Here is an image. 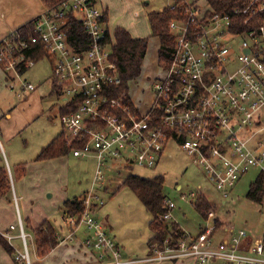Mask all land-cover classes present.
I'll list each match as a JSON object with an SVG mask.
<instances>
[{
    "label": "built area",
    "instance_id": "2783aa9c",
    "mask_svg": "<svg viewBox=\"0 0 264 264\" xmlns=\"http://www.w3.org/2000/svg\"><path fill=\"white\" fill-rule=\"evenodd\" d=\"M183 2L186 17L170 23L175 39L170 64L162 67L157 60L161 73L150 81L151 98L145 110L131 95L132 81L127 95H115L122 77L112 60L114 44L104 18L107 7L101 10L98 0H54L34 19L35 36L17 44L8 38L0 43V63L11 78L21 75V64L29 69L37 62L24 53L31 43L45 45L50 55L45 58L52 60L51 90L60 102L58 110H68L60 112L63 132L74 146L73 156L94 160V188L110 180L109 167L118 172L122 166L156 168L170 141L204 169L223 194V203L251 169L264 175V136H260L264 135V23L238 31L230 15L213 13L199 0ZM235 12L245 14L244 23L251 25L264 14V0H249L247 7ZM72 35L79 45L72 43ZM37 87L22 79L19 91ZM199 194L194 190L181 197L194 201ZM93 196L97 202H91ZM102 200L98 193L89 194L85 211L68 217V223L87 225L92 231L85 240L87 247L113 258L105 264L188 259L193 264H264V230L256 235L236 227L220 219L215 209L198 234H184L175 246L167 238L162 250L142 259H124L92 212ZM165 204L162 218L170 220L176 203L167 197ZM259 204L264 208V195ZM19 224L26 251L16 258L32 264L23 222Z\"/></svg>",
    "mask_w": 264,
    "mask_h": 264
},
{
    "label": "rangeland",
    "instance_id": "374dc122",
    "mask_svg": "<svg viewBox=\"0 0 264 264\" xmlns=\"http://www.w3.org/2000/svg\"><path fill=\"white\" fill-rule=\"evenodd\" d=\"M99 8L103 6L108 8V16L110 30L113 32L117 27L127 29L134 37H149V46L146 59L142 65L141 75L131 82V95L134 101L145 110L151 98L150 81L152 78L161 73L158 65H156V54L159 49L160 41L157 37H150L152 34L151 27L147 15L154 11H159L167 5L173 4L174 0H98ZM199 2L208 6V0H199ZM0 17L3 22H6L13 15L22 14L23 4L19 0H10L7 3L0 4ZM52 75V60L43 58L32 65L24 74L16 76L15 84L10 90L0 91V105L10 103L11 107L7 110L6 115L9 121L16 126L20 120L25 118L30 120L26 124L25 130L20 132L16 139L14 149L21 150L28 148L25 157H35L33 150L45 143V146L52 137L62 132L63 127L60 122V111L58 110L60 102L57 101L55 95H49L50 82ZM27 79L28 82L37 85V90L33 93L25 92L19 96L16 92L21 86L22 79ZM0 79L2 73L0 72ZM11 81V80H10ZM38 95V96H36ZM45 97H41V96ZM7 101V102H3ZM146 106V107H144ZM5 110V109H4ZM264 136V135H260ZM45 139V140H44ZM44 141V142H43ZM26 151V150H25ZM24 151V152H25ZM64 164L45 163V180L40 186L30 190V193L35 195V207L38 212L45 210V214L49 216L59 230V233H69L70 229L62 214L63 204L59 203L61 194L66 190L69 196H80L87 188L91 187L92 175L95 173V165L92 161L86 158L75 159L72 154L64 157ZM81 159V160H80ZM114 167H109L110 173L114 175L111 182L107 181L105 185L94 188L91 192L84 193L81 197H87L89 194H102L106 189L107 184L113 188L126 175L133 173L145 178H152L157 175H162L165 178L164 193L166 196L175 201L176 207L172 209V219L169 222H177L189 233L198 234L202 227L210 223L204 216L200 215L191 199H183L182 193L197 191L202 193L210 203L220 219L229 221L236 227H244L250 232L258 235L264 230V208L259 203L252 202L248 197V191L251 184L260 175L259 169H251L248 173L242 176L241 180L233 191L230 192L223 203L224 196L219 191L213 182L206 176L204 169L195 163L191 156L185 152L181 146L170 141L167 144L166 151L156 168H143L140 166L120 167V172L114 171ZM110 173L108 174L110 176ZM41 177V175L39 176ZM41 180V178H40ZM178 185L181 188L178 189ZM97 189V190H96ZM51 195V196H50ZM103 195V194H102ZM77 196V197H78ZM104 196V195H103ZM105 198V197H104ZM91 202H97L95 196L91 198ZM22 213L24 210L20 201ZM22 214V215H23ZM76 232L78 237L83 236L85 232L91 233L90 229L84 222L78 226ZM27 244L31 258V263L34 264V239L28 227H26ZM17 247H21V251L25 252L23 240H13ZM71 244V243H70ZM98 253V252H97ZM105 256V255H104ZM109 258L111 261V257ZM175 264L173 262H148L142 264ZM177 263V262H176Z\"/></svg>",
    "mask_w": 264,
    "mask_h": 264
},
{
    "label": "crops",
    "instance_id": "0c3cea01",
    "mask_svg": "<svg viewBox=\"0 0 264 264\" xmlns=\"http://www.w3.org/2000/svg\"><path fill=\"white\" fill-rule=\"evenodd\" d=\"M8 1L10 0H0V4L2 5V2L7 3ZM19 1H21L23 4L24 10L22 14H14L13 17L6 22H3V19L0 17V43L7 39L8 36L14 33L19 27L37 18L45 9V5L41 0ZM158 51L156 54V63L158 60ZM0 72L2 73V79H0V91L7 89L10 90L13 87L12 82L14 84L16 83V76H13L11 78V74L3 70L1 66ZM20 73L21 75L24 74L22 72ZM10 79H12V82L10 81ZM51 88L52 85L50 82V90L48 91V94L50 93ZM36 90H34L30 94H33ZM16 93L21 96L25 92L20 94L18 88V91ZM41 97L43 98L44 96L42 95ZM10 107V103L8 105H0V165H5L7 167L12 184L11 196L8 199L0 198V234H10V236L13 237L12 239H7L6 237L5 238L14 248L15 255L21 253V247L18 248L13 241L15 239H17V241H19V239H22L21 227L19 224L21 220L23 222L25 234L29 236L26 232V227H28L33 235L35 255L34 264H105L108 262H113L112 257L111 261H108L110 259L106 257L110 256H104L102 252L98 251L94 247H87V245L85 244V240L90 236L92 231L91 233L85 232L83 236L78 237L76 233L78 231V227L74 231H71L69 223L66 220L65 222L70 229L69 233L63 234V236L61 235V233H59L60 244L46 255H38L35 229L44 220L49 219V216L45 214V210H41L40 212L37 211L34 203L37 197L31 194L30 190L35 189L37 186H40L45 180V172L43 171L45 168V163L50 164L61 162L62 166L64 167L68 164H64V157H67L68 155L49 160L35 161L36 156L39 154L42 148L45 147V143H41L42 145L40 147H36L35 150H33V154H35L33 156L35 157H30L29 159L25 157L26 152L28 151V148H25V144L24 148H22L21 150L14 149L15 139L17 135L25 130L24 128L25 126H27L26 124H29L31 119L27 121V119L25 118L22 121L20 120L19 124L13 126V124L9 121V117H7L6 115V112ZM54 137H52V139ZM51 140L48 142V144L51 142ZM74 157L75 159L80 158L76 156ZM89 160L92 162L94 161L92 159ZM24 163H26V166H24L25 170L24 172H22V164ZM93 164L95 165L96 171L95 162H93ZM40 175L41 177H39ZM113 178L114 175L110 174L109 182H111ZM122 181L123 179L120 180V182H118L113 188H111V186L107 184L106 189L102 192L104 196L102 194H99L100 198L103 199V202L98 204L97 207L92 210V212L94 216L99 221H101L109 234L114 238L117 245L121 249L124 259H142L149 255L148 242L152 237V232L150 230L149 224L153 219V215L146 209L145 205L140 201V199L132 190L127 187H122L121 189L117 190ZM91 182V187L87 188L84 193H87L94 189L95 173L92 175ZM83 194L77 196L81 197ZM77 196H73V198ZM73 198L71 197V195L69 196V194L65 190L64 193L61 194L59 203L64 204L66 200ZM20 201L22 203L24 214L22 213V209L20 207ZM181 228L185 234L189 233L183 227ZM159 262L160 261H158V263ZM163 262L165 261H162L161 263ZM142 263L148 262H139L132 264ZM173 263L193 264V261L191 259H188L179 260L177 261V263ZM0 264L25 263L16 262L13 255L10 254L0 243Z\"/></svg>",
    "mask_w": 264,
    "mask_h": 264
},
{
    "label": "trees",
    "instance_id": "16d2710c",
    "mask_svg": "<svg viewBox=\"0 0 264 264\" xmlns=\"http://www.w3.org/2000/svg\"><path fill=\"white\" fill-rule=\"evenodd\" d=\"M44 5L54 2V0H41ZM249 4V0H208V6L213 13L221 15H230L236 19L238 31H244L258 24L264 23V14L255 18L251 25L245 24L247 18L245 14L236 13V10H243ZM183 0H174L173 4L167 5L159 11L151 12L147 15L151 27L152 34L150 37H157L160 41L158 51V63L162 67H167L170 64V57L174 49L175 39L170 29V23L173 20L184 19L185 7ZM105 21H109L108 8L105 11ZM73 27H76V20L73 19ZM34 20L19 27L14 33L8 36V41L17 44L19 40H29L35 36ZM78 32L82 31V27L77 23ZM84 34V33H83ZM71 35V34H70ZM113 40L112 60L116 62L121 77L122 84L117 87L115 95L128 94L129 82L138 78L142 73V65L148 52L149 37H134L127 29L117 27L113 32L108 34ZM75 36H71L72 43L79 45L75 41ZM74 39V40H73ZM26 57H31L36 61L49 57V52L45 45L37 42L31 43L28 49L24 50ZM4 70V65L0 63ZM28 69L24 64L19 66V71L25 73ZM8 77V76H7ZM55 90H51L49 95H54ZM45 97V96H44ZM61 113H66L68 110L60 109ZM73 145L67 143L65 134L62 130L56 135L49 144L42 148L36 156L35 161L49 160L62 156H67L71 153ZM26 163L22 164L24 172ZM165 178L162 175H157L152 178H145L133 173L126 175L117 190L122 187H127L132 190L140 201L145 205L146 209L153 215L149 227L152 232L150 238L149 254H153L156 250H162L166 247V239L169 238L168 244L175 246L180 238L184 236V231L181 226L173 221L164 220L162 215L167 211L164 193ZM12 194V184L9 172L5 165H0V198H9ZM264 195V175L260 174L258 178L251 184L247 197L254 203H259ZM196 211L207 217L208 213L214 210V206L210 203L206 196L199 194L192 201ZM97 205H93L94 210ZM86 209L85 197H74L66 200L62 206V214L68 222V217L81 215ZM71 231H74L78 225H69ZM37 253L40 256L51 252L60 244V236L57 227L50 219L44 220L36 229ZM0 243L3 247L13 255L16 262H19L15 255V250L8 240L0 234Z\"/></svg>",
    "mask_w": 264,
    "mask_h": 264
}]
</instances>
